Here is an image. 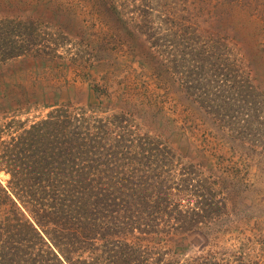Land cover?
Wrapping results in <instances>:
<instances>
[{
    "label": "trees",
    "instance_id": "trees-1",
    "mask_svg": "<svg viewBox=\"0 0 264 264\" xmlns=\"http://www.w3.org/2000/svg\"><path fill=\"white\" fill-rule=\"evenodd\" d=\"M163 1H139L132 11L135 30L151 50L172 58L167 62L179 74V88L205 116L229 121V106L251 96L240 82L249 72L235 43L209 39L203 29L210 23L193 31L189 21L186 30L194 37L178 34L183 17ZM189 3H195L189 17L195 12V19L209 21L197 0ZM42 35L32 22L0 19V63L50 57ZM261 99L256 108H249L252 100L237 106L256 109V120L244 113L243 121L256 122L264 141ZM45 106L52 108L48 115L21 133L14 120L0 127V172L9 175L8 187L0 184V264H264V257L239 249L189 254L185 237L220 221L227 203L180 147L128 114L99 123L88 115L97 112L91 104ZM5 130L16 135L3 141Z\"/></svg>",
    "mask_w": 264,
    "mask_h": 264
},
{
    "label": "rangeland",
    "instance_id": "rangeland-1",
    "mask_svg": "<svg viewBox=\"0 0 264 264\" xmlns=\"http://www.w3.org/2000/svg\"><path fill=\"white\" fill-rule=\"evenodd\" d=\"M139 1L0 0V19L34 23L44 34L42 45L53 51L50 57L30 55L0 63V127L14 120V131L21 133L45 118L52 110L45 105L55 101L84 108L91 104L97 112L90 109L88 115L99 123L117 113L133 116L154 136L161 134L169 145L180 147L226 198L227 215L185 237L189 254L239 249L261 259L264 141L256 122L243 121L244 113L253 115L256 109L237 105L252 100L249 108H256L264 97V0H197V7L203 8L199 14H210L205 22L195 19V12L187 15V8L195 5L191 0L162 2L178 19L183 17L178 34L194 37L186 30L189 21L193 31L210 23L203 29L209 39L218 36L235 43L241 54L237 57L249 72L240 74V82L251 96L236 98L228 108L229 121L205 116L179 88V74L167 62L172 58L151 50L135 30L138 18L132 11ZM222 52L226 57L227 50ZM14 131L5 130L2 140L16 135ZM8 181L9 175L0 172L1 186L7 188Z\"/></svg>",
    "mask_w": 264,
    "mask_h": 264
}]
</instances>
